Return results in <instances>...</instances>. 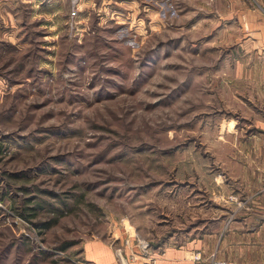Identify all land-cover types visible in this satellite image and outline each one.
<instances>
[{
    "label": "rangeland",
    "instance_id": "obj_1",
    "mask_svg": "<svg viewBox=\"0 0 264 264\" xmlns=\"http://www.w3.org/2000/svg\"><path fill=\"white\" fill-rule=\"evenodd\" d=\"M143 1L163 21L150 34L63 24L47 46L21 19L0 40V264H83L92 236L120 258V233L145 251L244 198L248 147L263 145L264 39L227 0H191L183 19L177 0Z\"/></svg>",
    "mask_w": 264,
    "mask_h": 264
},
{
    "label": "crops",
    "instance_id": "obj_2",
    "mask_svg": "<svg viewBox=\"0 0 264 264\" xmlns=\"http://www.w3.org/2000/svg\"><path fill=\"white\" fill-rule=\"evenodd\" d=\"M248 1L227 0L228 13L231 12L230 16H234L233 21H238L245 29L255 30V36L263 40V10L249 6ZM148 2L143 0H49L48 2L0 0V40L11 42L13 30L21 26V19L23 23L35 21L37 25L43 27L44 34H42L41 42L47 46L55 45L60 26L63 24L71 26V36L79 37L85 33L94 32L95 29L101 28L100 26L107 28L114 24L123 27V24L127 22L129 27L132 28V25L137 27L138 35L142 33V30L148 34L147 29L150 34L155 23L163 24V21L158 19L154 22L157 17L154 18V8ZM190 2L191 0H177V3L173 4L180 6L181 13L178 17L183 19L186 16L184 11L189 10ZM141 10H145V16L139 13ZM250 33L253 34V32ZM251 34L249 35L252 36ZM261 91H263L264 114V66ZM248 149L249 153L256 157L251 158L253 161L247 164L251 167L248 168L250 172H247L246 177L245 173L243 177L245 196L243 199L235 200L226 215L220 213L221 218L218 220L214 218L215 215H211V218L215 220H208L201 230L197 231L198 227H195L196 234H189L185 238L169 237L164 243H160L161 245L152 243V246L145 251H141L140 241L133 234L120 233L116 245L121 246L124 257L122 259L116 256L110 238L92 236L83 243V264H260L263 262L264 132L263 145L249 146ZM260 167L262 170L256 171ZM215 213L212 211V214ZM136 234L141 237L138 233ZM198 250L202 256L200 259H194L193 254Z\"/></svg>",
    "mask_w": 264,
    "mask_h": 264
},
{
    "label": "built area",
    "instance_id": "obj_3",
    "mask_svg": "<svg viewBox=\"0 0 264 264\" xmlns=\"http://www.w3.org/2000/svg\"><path fill=\"white\" fill-rule=\"evenodd\" d=\"M42 2H44V1H49V0H41ZM140 241V240H139ZM140 245L141 246H145V245H147V242H144V243H142L141 241H140ZM118 253H120L119 251H118ZM201 252L198 250V251H195L194 252V254H193V258L194 259H200L201 258ZM120 258L122 259V256H120ZM260 264H264V260H263V262H261Z\"/></svg>",
    "mask_w": 264,
    "mask_h": 264
}]
</instances>
